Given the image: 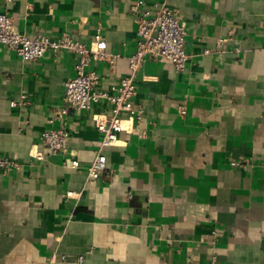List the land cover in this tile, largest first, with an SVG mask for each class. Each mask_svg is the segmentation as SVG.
I'll use <instances>...</instances> for the list:
<instances>
[{"label": "crops", "instance_id": "0c3cea01", "mask_svg": "<svg viewBox=\"0 0 264 264\" xmlns=\"http://www.w3.org/2000/svg\"><path fill=\"white\" fill-rule=\"evenodd\" d=\"M133 1L0 0V13L29 38L68 34L91 45L101 29L119 58L90 69L111 91L137 46ZM169 4L187 31L185 74L147 59L133 100L143 119L124 120L97 180L87 170L109 106L51 122L77 57L26 62L0 46V159L21 166L0 168V264H264V0ZM50 128L68 130L67 153L44 147ZM68 159L80 167H65Z\"/></svg>", "mask_w": 264, "mask_h": 264}, {"label": "built area", "instance_id": "2783aa9c", "mask_svg": "<svg viewBox=\"0 0 264 264\" xmlns=\"http://www.w3.org/2000/svg\"><path fill=\"white\" fill-rule=\"evenodd\" d=\"M130 11L137 23V46L129 58L130 74L121 78L118 86L111 91L98 88L102 77L97 70L90 69L92 63L100 61L115 67L119 58V55L107 52V40L101 29L97 30L91 45L75 40L68 34H63L58 39H51L44 35L29 38L16 30L12 16L0 13V46L15 53L23 61L36 62L48 53L69 52L77 57L75 75L65 84L63 106L56 110L51 122L64 121L71 110L90 112L101 103L109 106L104 115L105 120H96V127L103 138L100 149L87 170L88 177L94 180L99 179L106 170L107 159L103 150L114 147L119 142L124 120L129 119L139 123L143 119L144 111L135 108L133 100L137 93L136 75L144 67L147 59L168 60L179 75L185 74L189 60L185 46L186 28L179 13L170 6L169 0H158L150 5L145 0H134ZM227 42L226 38L220 39L217 47L222 49ZM209 53V50L205 51V54ZM20 99L22 104L27 102L25 95H20ZM179 113L185 116L187 108L180 107ZM68 139L69 132L65 128H50L42 134L43 145L52 155L67 153ZM38 159L42 157L38 156ZM64 166L78 169L80 164L77 160L68 159ZM233 166L239 165L233 163ZM0 168L19 170L21 166L9 158H2ZM77 195L75 192L67 193L68 198ZM55 260H57L56 254L51 258L52 262ZM61 260L68 264H83L84 257L80 256L77 261L69 262L66 256H62ZM208 264H217L216 256H213Z\"/></svg>", "mask_w": 264, "mask_h": 264}]
</instances>
